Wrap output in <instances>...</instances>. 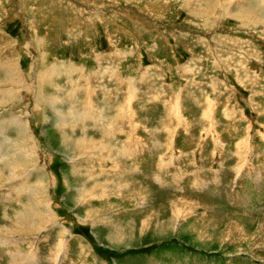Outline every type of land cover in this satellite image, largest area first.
Listing matches in <instances>:
<instances>
[{
	"label": "rangeland",
	"instance_id": "1",
	"mask_svg": "<svg viewBox=\"0 0 264 264\" xmlns=\"http://www.w3.org/2000/svg\"><path fill=\"white\" fill-rule=\"evenodd\" d=\"M0 264H264V0H0Z\"/></svg>",
	"mask_w": 264,
	"mask_h": 264
},
{
	"label": "bare ground",
	"instance_id": "2",
	"mask_svg": "<svg viewBox=\"0 0 264 264\" xmlns=\"http://www.w3.org/2000/svg\"><path fill=\"white\" fill-rule=\"evenodd\" d=\"M50 74H51V73H50ZM88 102H89V101H88ZM80 112H81V111H80ZM86 112H87V111H86ZM74 113H75V112H74ZM80 114H81V113H80ZM90 114H91V112H90ZM79 116H80V115H79ZM89 116H90V115H89ZM80 118H81V117H80ZM4 124H5V123H4ZM20 130H21V129H20ZM2 131H3V130H2ZM242 142H243V141H242ZM240 143H241V142H240ZM23 145H24V144H23ZM243 145H244V144H243ZM16 146H19V145L17 144ZM19 148H20V146H19ZM25 148H27V146H25ZM34 150H35V149H34ZM105 150H106V151H108V150L110 151V149L107 148V147L105 148ZM11 154H12V153H11ZM31 154H33V152H31ZM34 155H35V154H34ZM21 156H22V155H21ZM9 157H10V155H9ZM12 157H13V156H12ZM27 157H28V158H27ZM27 157H26V158H27V159H30L31 162L33 161V160L31 159V158H33L32 156H30V155L27 154ZM119 157H121V156H119ZM30 161H29V162H30ZM116 163H117V161H116ZM117 164H118V163H117ZM18 165H19V164H18ZM21 165H22V164H21ZM22 166H23V165H22ZM74 166H75V165H74ZM16 167H17V166H16ZM118 169H119V168H118ZM12 170H13V169H12ZM11 172H12L13 174H15V171H11ZM51 208H52V207H51ZM144 223H145V222H144ZM145 225H146V224H145Z\"/></svg>",
	"mask_w": 264,
	"mask_h": 264
},
{
	"label": "crops",
	"instance_id": "3",
	"mask_svg": "<svg viewBox=\"0 0 264 264\" xmlns=\"http://www.w3.org/2000/svg\"><path fill=\"white\" fill-rule=\"evenodd\" d=\"M94 230V229H93ZM94 232V231H93Z\"/></svg>",
	"mask_w": 264,
	"mask_h": 264
}]
</instances>
